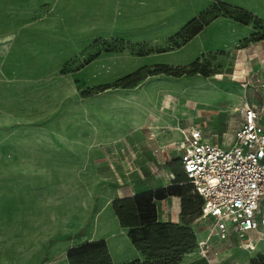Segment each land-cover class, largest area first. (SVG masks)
Wrapping results in <instances>:
<instances>
[{
    "label": "rangeland",
    "instance_id": "obj_1",
    "mask_svg": "<svg viewBox=\"0 0 264 264\" xmlns=\"http://www.w3.org/2000/svg\"><path fill=\"white\" fill-rule=\"evenodd\" d=\"M240 9L259 19L242 21ZM73 11L55 13L52 0L0 7V35L24 29L0 54V264H69L64 241L103 234L97 215L104 207L111 227L117 195L173 182L181 191L182 129L228 146L245 102L264 124V0H208L192 16ZM158 65L174 71L118 83ZM186 220L204 233L198 206ZM213 243L211 264H264V242ZM196 248L190 264H209Z\"/></svg>",
    "mask_w": 264,
    "mask_h": 264
},
{
    "label": "built area",
    "instance_id": "obj_2",
    "mask_svg": "<svg viewBox=\"0 0 264 264\" xmlns=\"http://www.w3.org/2000/svg\"><path fill=\"white\" fill-rule=\"evenodd\" d=\"M239 113L232 144L207 140L193 124L182 129L178 147L182 170L203 199L199 219L208 232L196 249L209 264L219 253L213 239L234 235L247 251L264 242V124L249 102Z\"/></svg>",
    "mask_w": 264,
    "mask_h": 264
},
{
    "label": "trees",
    "instance_id": "obj_3",
    "mask_svg": "<svg viewBox=\"0 0 264 264\" xmlns=\"http://www.w3.org/2000/svg\"><path fill=\"white\" fill-rule=\"evenodd\" d=\"M238 10V9H237ZM243 13L242 21L247 22L254 16L248 9H240ZM195 19L189 21L184 29L194 26ZM201 29L193 28L194 34ZM198 68V60L192 64ZM172 67L158 65L155 69L143 67L133 74L121 78L118 83L132 86L143 80L150 74L162 72L171 73ZM188 178L182 173L176 178V183L182 185L181 191L174 192L169 186L157 187L138 192L128 197H117L113 200V210L117 215L122 227L128 228L129 237L134 246L141 250L145 259H137L127 264H179L183 255L197 246V234L192 230L190 221L186 216L190 212L197 211L198 218L201 214L202 197L194 190L190 182L186 185ZM197 195H187L191 189ZM170 195H179L182 200V222L162 221L158 217L157 201ZM198 201V203H197ZM69 264H114L107 241L105 239L85 240L70 247L67 251Z\"/></svg>",
    "mask_w": 264,
    "mask_h": 264
},
{
    "label": "crops",
    "instance_id": "obj_4",
    "mask_svg": "<svg viewBox=\"0 0 264 264\" xmlns=\"http://www.w3.org/2000/svg\"><path fill=\"white\" fill-rule=\"evenodd\" d=\"M14 1L15 0H0V7L3 6L12 7ZM1 2H4V4H2ZM52 2L55 13H59L61 7L66 4L72 7L73 9H75L73 13H76L77 9H80L81 12H84L85 9H88L89 15L95 16L101 14L105 16V14L106 15L111 14L112 16H117L121 18V17H126L127 14L126 12L123 11V9L128 7H135L140 9L145 8V9L163 10V14L165 15L168 14L171 16L172 15L192 16L197 14L204 7H206L208 0H52ZM46 18H49L48 14ZM22 32H24V29H19L16 31L8 30L6 33L0 35V54H6L9 53V51L13 50L16 46V41L21 36ZM200 35H203V33H200ZM182 138H184L183 133H182ZM178 158L180 161L179 155ZM145 190H149V189H144V191ZM134 194H136V192L117 195V197H128ZM108 210H109L108 212L112 214V220L114 224L111 227L105 224L104 217L106 210L104 207L100 208L96 220H97V227H99L103 231V234H98L97 237L86 240H94V239H102V238L105 239L107 241L109 251L111 253L114 264H127L137 259L143 261L145 259V256L143 255L142 251L137 249L132 243L129 237L128 228L121 226L120 221L113 210V207L112 208L108 207ZM157 211H158V217L162 221L182 222L183 219H182L181 196L170 195L166 198L159 199L157 201ZM207 232L208 231L205 228L203 234L199 235L196 233L197 239L200 240L205 238ZM71 240H72L71 236H69L68 240L64 241L65 242L64 246H66V248H70L83 241V240H78V241H71ZM194 252L198 253L197 249ZM190 254L191 253H185L179 264H190L192 260ZM199 256L201 255L199 254ZM46 260L47 258L44 259V261Z\"/></svg>",
    "mask_w": 264,
    "mask_h": 264
}]
</instances>
